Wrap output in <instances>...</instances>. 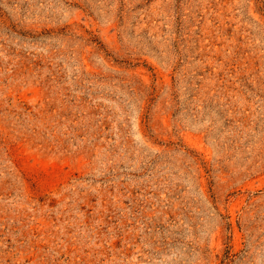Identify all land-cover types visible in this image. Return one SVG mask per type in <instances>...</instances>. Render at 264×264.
<instances>
[{
  "label": "rangeland",
  "instance_id": "374dc122",
  "mask_svg": "<svg viewBox=\"0 0 264 264\" xmlns=\"http://www.w3.org/2000/svg\"><path fill=\"white\" fill-rule=\"evenodd\" d=\"M0 264H264V0H0Z\"/></svg>",
  "mask_w": 264,
  "mask_h": 264
}]
</instances>
